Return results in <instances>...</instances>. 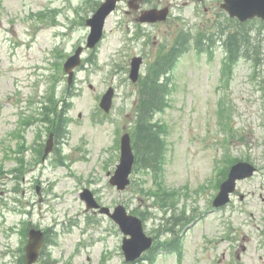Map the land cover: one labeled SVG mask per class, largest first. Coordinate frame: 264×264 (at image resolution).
Wrapping results in <instances>:
<instances>
[{
  "label": "rangeland",
  "instance_id": "obj_1",
  "mask_svg": "<svg viewBox=\"0 0 264 264\" xmlns=\"http://www.w3.org/2000/svg\"><path fill=\"white\" fill-rule=\"evenodd\" d=\"M100 1L0 0V264H25L23 232L32 226L49 229L50 236L35 264H127L123 233L111 218L85 209L84 187L105 205L124 204L143 215L159 247L134 264H264L261 21L248 25L263 48L257 64L245 55L229 61L220 44L202 53L193 47L178 59L168 105L153 117L165 127L159 173L134 170L131 185L120 191L108 172L119 162L122 134L136 121L139 92L129 78L130 60L145 56L142 79L170 36L160 34L164 23L142 33L122 3L108 18L102 41L85 50L69 86L63 63L86 44V18ZM110 85L116 93L106 113L99 104ZM49 94L47 106L61 104L68 126L42 161L37 149L48 138L42 110ZM235 158L259 169L239 181L227 206L214 209L218 183ZM163 190L167 203L158 197ZM175 214L188 226L175 231L184 233L177 245L163 226V217Z\"/></svg>",
  "mask_w": 264,
  "mask_h": 264
},
{
  "label": "water",
  "instance_id": "obj_2",
  "mask_svg": "<svg viewBox=\"0 0 264 264\" xmlns=\"http://www.w3.org/2000/svg\"><path fill=\"white\" fill-rule=\"evenodd\" d=\"M116 0H107L96 12L93 18L88 20L91 24L92 30L88 37V46L93 47L101 39L103 34V26L106 16L115 7ZM232 16H237L241 20H246L251 17L261 16L264 18V0H225L222 4ZM166 11L159 16H153L152 19H164L166 17ZM147 19V18H143ZM81 51L82 47H79L76 53L68 58L65 62V70L69 72V82H72L74 76L73 68L81 63ZM141 59L138 57L134 60L132 69V78L136 79L139 73V66ZM114 90L110 88L103 96L102 106L109 110L112 104ZM50 147L46 149V154L51 150ZM120 163L117 165L114 175L111 178V182L116 184L119 189H125L130 182V174L133 168L135 156L131 144V137L128 133L124 134L122 138ZM256 167L247 161H239L235 163L229 173L228 179L225 180L218 192L214 205L220 206L226 204L230 200V193L236 188L237 180L249 177L254 174ZM82 197L87 201L89 206L100 207V204L94 197L92 191L88 188L84 189ZM101 211L110 214L120 225L121 229L130 234L131 237L124 239L123 248L128 260H134L139 257L142 252L151 246L152 237H149L144 232L142 220L133 215L128 214L127 209L123 205L116 207L114 213H111L109 208L103 206ZM43 235L41 231L32 229L30 231V240L27 245V257L28 264L34 262L39 256V249L42 245Z\"/></svg>",
  "mask_w": 264,
  "mask_h": 264
},
{
  "label": "trees",
  "instance_id": "obj_3",
  "mask_svg": "<svg viewBox=\"0 0 264 264\" xmlns=\"http://www.w3.org/2000/svg\"><path fill=\"white\" fill-rule=\"evenodd\" d=\"M229 36L230 42L227 44V50L231 57L235 58L237 52H239L236 33H233L232 35L229 34ZM243 42L245 54L247 56L252 55L249 54L251 51V53L256 56L255 59H258L262 53V47L257 43L252 44L247 31H245ZM206 50H208L207 46L200 47V51ZM257 59L256 61H259ZM164 71L157 69V67L151 68L146 78L140 84V94L136 108L138 117L136 119L134 133V148L137 156L136 168L153 170L157 173L160 169L162 154L164 152V141L161 138L162 126L159 127V125L157 126L152 123L151 119L156 111L163 109L167 105L169 88L166 84L160 82V75H162L161 73ZM61 117L62 115H59L60 120ZM55 122H57L59 126L62 123V120L57 121L55 116L51 118L50 123L54 130L57 127ZM164 191L165 190L161 191L158 197L162 198L160 200H164V202L167 203L168 196L163 194ZM182 219L183 218H180L179 215L167 220V224L170 225V230L172 232L175 231L173 228L174 224H182Z\"/></svg>",
  "mask_w": 264,
  "mask_h": 264
},
{
  "label": "flooded vegetation",
  "instance_id": "obj_4",
  "mask_svg": "<svg viewBox=\"0 0 264 264\" xmlns=\"http://www.w3.org/2000/svg\"><path fill=\"white\" fill-rule=\"evenodd\" d=\"M191 3L189 5V1H185L183 4L177 3L172 4L171 2L165 3L163 0H121L120 3H126L127 6L124 8V12L129 15H132V18L136 21V26L140 24L144 32L148 33L151 28L158 27L160 25L167 24V28L165 31H161L160 34L167 35L170 37H174L179 33V31L188 32V36H193V32L188 30L187 24L192 22L190 20V15L195 16H204L207 15L209 17L216 16L219 12L217 8L218 1L215 0H190ZM193 3V8L191 14L188 11V8ZM151 8L169 9V17L163 21L157 22H140L139 17L141 14ZM187 12L189 14H187ZM161 12L159 11V14ZM169 44V42H168ZM173 46H171L172 48ZM144 56V55H143Z\"/></svg>",
  "mask_w": 264,
  "mask_h": 264
}]
</instances>
